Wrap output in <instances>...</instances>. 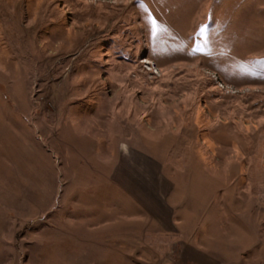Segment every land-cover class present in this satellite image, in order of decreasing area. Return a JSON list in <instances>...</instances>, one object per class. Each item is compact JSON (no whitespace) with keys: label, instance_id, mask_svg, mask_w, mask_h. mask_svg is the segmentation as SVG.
Here are the masks:
<instances>
[{"label":"rangeland","instance_id":"1","mask_svg":"<svg viewBox=\"0 0 264 264\" xmlns=\"http://www.w3.org/2000/svg\"><path fill=\"white\" fill-rule=\"evenodd\" d=\"M160 172L191 241L264 264V0H0V264H174L140 209L64 224Z\"/></svg>","mask_w":264,"mask_h":264},{"label":"crops","instance_id":"2","mask_svg":"<svg viewBox=\"0 0 264 264\" xmlns=\"http://www.w3.org/2000/svg\"><path fill=\"white\" fill-rule=\"evenodd\" d=\"M113 157L115 158V156ZM148 164L150 165V163ZM114 171H116V168ZM114 171L111 172V179L110 177L104 179V181H107L112 187H116V185L112 182V177L115 175ZM146 179L147 178L143 177L141 180L147 181ZM153 180L154 182H158V186L156 188L143 187L139 190V188L132 183L129 184L127 188H123L121 190L117 188L112 191H106L108 194H104L98 203L100 205L98 209L99 213L97 211H93L82 214V210H78V213L75 216L76 209H71V207L64 208V212H66L64 215V224H76L77 221L81 224H92L93 222L96 224H132L131 228L134 229V211L135 208H137L140 209V212H143L141 215L142 217H150L149 215L153 214L154 219H156L160 224L177 225L178 228L175 240L170 238L171 250L169 251V254L171 256H169V260H172L174 264H225L205 251L203 247H200L191 241V228L184 227L185 224L180 223V221H177L174 217L178 206L173 205L175 196L170 194L173 191L174 186L172 180L166 175H163L161 172L158 174L155 173ZM168 184L171 185L169 189H167ZM120 207L121 211L130 213L121 212ZM120 212L126 217L125 219L121 220L119 218ZM143 229H145V226H143ZM108 242L112 246H121L124 244H130V239L129 237H114ZM116 250L118 251V249ZM118 253L121 252L118 251Z\"/></svg>","mask_w":264,"mask_h":264},{"label":"snow or ice","instance_id":"3","mask_svg":"<svg viewBox=\"0 0 264 264\" xmlns=\"http://www.w3.org/2000/svg\"><path fill=\"white\" fill-rule=\"evenodd\" d=\"M203 34H204V27L202 26V27L199 29L197 35L202 36ZM196 50L198 51L199 49H196Z\"/></svg>","mask_w":264,"mask_h":264}]
</instances>
